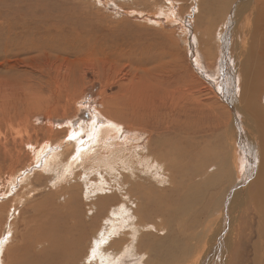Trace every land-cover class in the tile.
<instances>
[{"label":"rangeland","instance_id":"obj_1","mask_svg":"<svg viewBox=\"0 0 264 264\" xmlns=\"http://www.w3.org/2000/svg\"><path fill=\"white\" fill-rule=\"evenodd\" d=\"M172 1L173 4L168 0H0V92L3 97V102H0V200L7 191L6 197H11L15 191L20 197H26L31 189L27 184L32 179L25 185L19 184V175L24 170H39L43 176L39 182L32 181V186L40 189L38 194H33L27 208H22L23 211L19 208V214L13 218L16 233L11 245L20 249L15 264L35 263L30 253L28 255L32 259L22 249L23 244L31 239V231L27 232V218L34 214L33 206H60L69 199L67 193L49 199L50 193H57L53 184L60 171L43 168L44 156L53 151L52 147H44L40 161L34 160L36 149L50 133L68 131L71 125L72 129L78 124L85 127L96 109L106 115L118 109L122 114L115 118H121V122L129 120L134 128L141 130L135 132L120 125V132L108 140V143H113L111 148L115 149L119 144L125 147L120 153H125L138 144L143 156L151 158L150 152L165 163L168 171L178 169L183 180L178 179L175 173V183L178 181L179 184L176 191L169 194L160 191L170 185L166 180L163 184L157 183L163 169L153 164L151 159L147 160V166L135 167L134 171L127 155L123 154L111 159V166L88 156L80 158V167L74 169L69 188L79 189L83 222L90 221L95 212L91 204L97 195L114 194L116 205L99 220L100 226L91 241L86 239L83 242L85 247L81 251L86 247L89 251L86 250L88 252L82 262L76 257L75 264H110L109 258L115 264H192L200 249L197 251L196 246L189 244L182 246L186 244L188 223L194 221L196 225L193 236L201 233L206 236L209 234L204 231L206 226H215L221 220L218 217L225 208L224 200L239 174L234 159L240 154L234 156V149H229L222 135L216 132L212 148L199 154H187L176 147L168 155L162 147L160 131L148 117L180 109L184 102L189 101L187 94L192 92L195 101L215 100L211 103L213 110L217 111V105H221V109L226 111L224 106L227 105L220 97V68L225 56L234 57L237 52L236 46L240 42L237 44L236 32L242 25L237 22L233 25V36L231 40H225L228 43L225 46L222 41L226 39L230 14L226 7L245 0ZM172 6L176 12L175 21V15L170 18L166 15ZM157 53L164 55L162 60L167 64L166 69L173 72H156L153 54ZM232 60L229 62L232 61L235 68L236 60ZM223 132H226L224 128ZM189 133L184 131V134L196 138ZM78 137L84 139L85 135L79 134ZM166 145L172 149L170 143L166 142L164 147ZM240 160L244 161L243 157ZM121 161L122 165H114V162ZM91 162L94 168L88 169ZM19 169L22 171L16 173ZM8 172L16 174L11 176ZM99 176L109 184L106 191L98 189ZM10 177L18 179L16 182L11 180L9 184L6 178ZM139 180L143 182V198L131 200L126 190L132 182ZM89 182L94 186L88 188ZM146 184L154 185L150 196L152 201L169 200V196L175 195L179 189H185L190 194L188 199L192 200L188 201V207H193L189 215L179 220L184 236L178 239L173 233H167L164 237L163 231L147 237L141 249L148 254L141 252L144 255L140 256L131 253L129 245L136 246L138 226L133 212L136 204L145 207L147 203L145 193L149 189ZM234 202L237 206L230 208L229 213L239 206L237 199ZM123 209L128 210L127 214L121 213ZM8 211L4 227L11 221L10 217L7 218ZM145 219L151 218L147 216ZM155 222L159 223V220ZM109 229L113 234H107ZM2 235L6 238V233L2 232ZM126 235H134V239L118 250ZM237 235L238 231L234 241ZM0 240L1 245L3 237ZM147 243L150 248L145 246ZM111 245L116 246L115 249ZM153 247L160 248V252L153 253ZM207 261L205 259L202 263ZM7 264H13V261L8 259ZM235 264H241L238 256Z\"/></svg>","mask_w":264,"mask_h":264},{"label":"bare ground","instance_id":"obj_2","mask_svg":"<svg viewBox=\"0 0 264 264\" xmlns=\"http://www.w3.org/2000/svg\"><path fill=\"white\" fill-rule=\"evenodd\" d=\"M168 1L171 4L174 3L172 0ZM226 10L230 14L224 36L226 39L222 41L225 46L228 44L225 43V40H231L233 36L231 35L234 32L233 25L236 22L237 24L242 23L241 26L237 27L238 32H236L237 44L240 42L236 46L237 52L235 51L234 57L225 56L220 68L222 74L219 87L220 97L227 105V107L224 106L226 111L221 109V105H217L218 110L214 111L212 102L215 100L196 99L198 101H195L196 97L194 98V92H192L189 95L187 94L189 101L184 102L180 109L170 110L173 111L172 113H158L155 117L149 116L148 119L160 131L162 147L168 155H171L176 147L187 154H199L208 148H212L216 142L214 141L216 132L222 135V139L229 149H234V156L237 157L240 154V157L234 159L236 171L239 174L232 182L224 200L225 208L218 217L221 220H218L215 226L214 224L206 226L204 231L205 233L209 232L206 236H203V233L193 236L196 225L193 223L194 221L188 223L189 230H186L188 235L186 240L184 239L186 244L182 246L189 244V246H196L197 251L200 249L192 264H203L202 261L205 259L208 260L205 264H235L237 256L241 264H264V103L262 104V101L264 102V0L234 2V4H229ZM166 15H170L169 18L175 15V21L176 12L173 6L167 11ZM153 55L156 65L153 68L157 69L156 72L163 74L165 71H168V74L173 72L166 69L167 64L163 62V54ZM230 59L236 60L235 68L233 63L231 64L233 60L229 62ZM149 60L152 62L151 59ZM196 60L198 61L197 53ZM170 84L171 82L168 81V86ZM211 85L213 86V84ZM182 97L181 99L184 98ZM0 102H3L2 92H0ZM113 112L111 115H106L96 109L91 114V121L85 127L78 124L77 127L72 129L71 125L68 131L50 133L42 140V142H45L36 149L34 160L37 158L40 161L44 147H52L53 151L44 156L43 168L58 169L60 171V175L56 177L53 184V188L57 193H50L49 199L61 193H67L69 199L60 206L56 204L44 207L39 204L33 206L34 214L27 218L29 220L27 232L31 231L29 236L31 239L28 243L23 244L22 249L27 255L30 253L34 260L28 255L29 259H32V262H35H33L34 264H75L76 257L82 262L86 252L89 251L87 247L84 251H81V248L85 247L83 242L92 238L96 229L100 226L99 220L103 218L109 208H114L116 205L114 194L107 195L106 192L102 196L97 195L91 204L95 212L89 219L90 221L83 222L82 204L79 203L78 198L80 192L77 191L79 189L78 187L69 188L72 186L74 169L80 167L78 165L80 158L84 159L88 156L87 158L102 162L105 166H111V159L114 160L123 154L124 156L127 155V159L134 166V171L138 166H147L149 159H151L153 164L163 169L157 183L163 184L166 180L170 185V187L162 188L160 191H167L169 194L175 192L179 184L178 181L175 183V173L178 175V179L183 180L179 170L168 171L165 163L149 152V146L147 150L151 158L143 156L141 149H138V144L133 147L134 149H128L125 153H120L121 150L124 151L125 147L119 144L115 146V149L111 148L113 143H108V140L120 132V125L135 132L141 131L134 128L129 120L121 122V118H115L122 114L118 109ZM181 117L182 119L179 121ZM223 128L226 132H223ZM218 129L222 131H218ZM184 131L190 132L196 138L184 134ZM79 134H84L85 138L79 139ZM72 135H75L76 138L69 139ZM46 141L51 143L46 144ZM166 142L172 145V149L169 148V145L164 147ZM109 148L111 149L107 152L106 149ZM238 149L240 152H237ZM241 157H243L246 164L240 160ZM234 162H232V165ZM122 163L123 161L114 162V165H122ZM242 164H245L244 168L242 166L240 168ZM209 165L211 164L209 163ZM87 168L93 169L94 164L91 162ZM237 168H240V170ZM31 170L28 168L27 171L24 170L19 175L20 185L27 184L31 179L39 182L43 177L39 170L33 172ZM20 171L22 169L17 170L16 173ZM16 173L12 172L10 174L12 176ZM167 177L169 178L167 179ZM13 179L16 182L18 178L10 177L6 178V181L10 184ZM32 181L27 184V186H31V189L27 195L25 194L26 197H20L16 191L11 197H6L7 191L3 194V200H0V238L3 237L4 239V242L0 245V253L2 252L1 264H7L8 259L15 264L19 259L20 253L18 251L20 249L14 244L11 245L13 234L16 233L13 218L16 214H19V208H21L20 210L27 208L26 205L33 194H38L40 189L36 185L32 186ZM141 183L143 184L141 180L134 181L126 190V194L131 200L136 199V201H139L143 198V185ZM97 185L98 189L102 190L101 192L106 191L109 186L107 181L100 176ZM146 185L149 189L145 193L147 203L145 207L136 204L133 212V215L137 217L138 226L136 246H133L132 243L129 245V251L135 254L138 253L140 256L144 253L148 254L141 249L147 237L157 235V233L163 231L165 232L164 237L167 233H173L178 239L184 236V228L179 220L189 215L193 207V205L188 207V201L192 202V200L188 199L190 194L185 189H179L175 195L169 196V200L157 199L152 201L153 199L150 196L151 190H154V185L153 187L150 184ZM93 186L94 184L89 182L88 188ZM89 194L92 195V192H89ZM236 199L239 206L229 213L230 208L237 206V203L234 202ZM11 207L13 208L10 209ZM7 211L9 212L7 218L10 217L11 221L4 227L3 223ZM127 212V209L121 210L122 214H127ZM147 216L151 219L146 220L145 217ZM155 220H159V223H156ZM144 229L149 231L145 230L146 232H143ZM237 231V239L234 241L233 237ZM2 232L6 233V238H4ZM107 234L111 235L113 231L109 229ZM133 236L126 235L124 242L118 246V250H122L131 239H134ZM145 246L150 248L148 243ZM152 250L153 253L155 251L156 253L157 251L160 252V248L153 247ZM200 253H202V256L199 255ZM109 259L110 264H115L111 258ZM143 264H147V262H143Z\"/></svg>","mask_w":264,"mask_h":264},{"label":"snow or ice","instance_id":"obj_3","mask_svg":"<svg viewBox=\"0 0 264 264\" xmlns=\"http://www.w3.org/2000/svg\"><path fill=\"white\" fill-rule=\"evenodd\" d=\"M75 138H76L75 135L69 137V139H75Z\"/></svg>","mask_w":264,"mask_h":264}]
</instances>
